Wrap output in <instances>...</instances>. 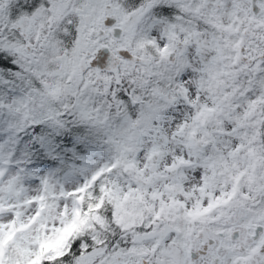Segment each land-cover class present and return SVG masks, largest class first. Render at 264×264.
Here are the masks:
<instances>
[{
    "label": "snow or ice",
    "instance_id": "obj_1",
    "mask_svg": "<svg viewBox=\"0 0 264 264\" xmlns=\"http://www.w3.org/2000/svg\"><path fill=\"white\" fill-rule=\"evenodd\" d=\"M0 264H264V0H0Z\"/></svg>",
    "mask_w": 264,
    "mask_h": 264
}]
</instances>
